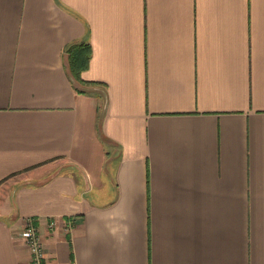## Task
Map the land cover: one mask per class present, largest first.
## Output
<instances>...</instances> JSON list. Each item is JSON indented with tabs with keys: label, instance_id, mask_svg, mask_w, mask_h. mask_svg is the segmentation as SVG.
Wrapping results in <instances>:
<instances>
[{
	"label": "crops",
	"instance_id": "0c3cea01",
	"mask_svg": "<svg viewBox=\"0 0 264 264\" xmlns=\"http://www.w3.org/2000/svg\"><path fill=\"white\" fill-rule=\"evenodd\" d=\"M10 179L0 264H264V0H0Z\"/></svg>",
	"mask_w": 264,
	"mask_h": 264
},
{
	"label": "built area",
	"instance_id": "2783aa9c",
	"mask_svg": "<svg viewBox=\"0 0 264 264\" xmlns=\"http://www.w3.org/2000/svg\"><path fill=\"white\" fill-rule=\"evenodd\" d=\"M20 235L29 249L31 264H48L42 238L31 219L25 220Z\"/></svg>",
	"mask_w": 264,
	"mask_h": 264
},
{
	"label": "trees",
	"instance_id": "16d2710c",
	"mask_svg": "<svg viewBox=\"0 0 264 264\" xmlns=\"http://www.w3.org/2000/svg\"><path fill=\"white\" fill-rule=\"evenodd\" d=\"M65 52L72 78L82 84L80 74L88 67L91 54L90 46L87 43H71L66 46Z\"/></svg>",
	"mask_w": 264,
	"mask_h": 264
},
{
	"label": "rangeland",
	"instance_id": "374dc122",
	"mask_svg": "<svg viewBox=\"0 0 264 264\" xmlns=\"http://www.w3.org/2000/svg\"><path fill=\"white\" fill-rule=\"evenodd\" d=\"M73 79V78H72ZM73 81H74V83H76V84H79L77 81H75L74 79H73ZM105 174V173H104ZM12 184V179H10V181H4L3 183H2V185L0 186V196H2V194L3 195H5L8 191H9V189H10V187L8 186V184ZM89 184L90 185H92L91 187H92V196L95 198V199H97V201H100V199H102V197L98 194V193H100V192H103V193H105V198H107V192L108 193H110L109 191H108V189H107V184L106 185H102V186H99V185H97V183L96 182H94V181H89ZM104 196H103V198H104ZM26 219H31L32 220V222H34L35 223V225H36V227H37V232L40 234V231H39V228H38V226H37V223H36V220H35V218H31V217H28V218H26ZM25 219V220H26ZM25 220H24V223H25ZM24 223H23V225H24ZM23 225H22V227H23ZM51 227L54 225L53 224V222H50V224H49ZM22 227H21V229H22ZM21 229H20V232H21ZM21 236V235H20ZM40 236H41V234H40ZM22 238V237H21ZM41 238H42V236H41ZM42 242H43V240H42ZM44 244V243H43ZM29 250V249H28ZM46 253V252H45ZM29 254H30V252H29ZM31 262V261H30Z\"/></svg>",
	"mask_w": 264,
	"mask_h": 264
}]
</instances>
